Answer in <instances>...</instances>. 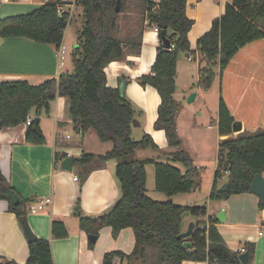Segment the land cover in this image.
<instances>
[{
  "label": "trees",
  "instance_id": "1",
  "mask_svg": "<svg viewBox=\"0 0 264 264\" xmlns=\"http://www.w3.org/2000/svg\"><path fill=\"white\" fill-rule=\"evenodd\" d=\"M55 2H46L34 10L0 18V37H23L41 43H62L63 32L69 24L68 12L57 13ZM75 0L81 7L79 28L76 31V46L70 53V68L62 71L57 78H47L33 84L26 79L0 80V130L4 127L24 123L27 115L34 110L39 116L47 113L56 97L69 101V116L75 122V129L84 133L92 128L100 141H111L112 149L104 154L82 152L74 159L77 166H85L96 159H116L115 176L121 196L105 212L97 216H82L79 201L75 202L73 215L79 217L78 226L87 235L99 234L103 227H110L113 237L120 230L131 228L135 244L129 254L109 251L103 256V264H112L120 256L129 264H152V254H157L161 264H182L183 261H206L211 264H241L238 254L230 250L214 226L213 218L195 222L188 240L190 248H183L184 239L177 238L182 231V214L192 217L206 215L205 206L179 205L171 200L176 194L189 193L197 186L198 172L192 165L188 153L181 148L176 130L177 102L173 99L176 90V67L180 53L193 55L188 32L193 20L186 14L187 0H141L144 26L157 27L159 43L149 72L136 81L142 86L154 88L160 97L157 107L155 129L163 130L167 144L175 147L174 152H164L171 160L180 162L185 170L155 158L136 159V149L151 147L157 149L152 138L143 133L140 138L132 137V124L140 111L119 88L106 83L105 66L124 57V42L116 37L117 18L124 10L120 0ZM141 35V32H140ZM135 45L139 51L141 40ZM168 39L169 46L163 42ZM264 37V0H232L224 11L215 17L210 28L198 38L197 53L199 79L196 86L208 91L216 75L223 71L231 57L246 44ZM174 44L172 48L170 45ZM122 81L126 79L120 78ZM235 122L222 99L219 100L218 130L221 135L231 133ZM26 142H45L38 121L34 119L26 129ZM218 167L209 198L222 199L233 194L249 192V186L256 173L264 170V131L240 132L234 138H226L218 144ZM153 168L154 187L167 196L159 201L146 193V166ZM228 169L225 180L228 187L219 190L218 181L222 170ZM89 170L84 172V178ZM0 199L8 202L23 227L22 221L29 211L27 199L6 183L0 171ZM259 206L264 209L259 199ZM209 222L205 229L204 223ZM52 238H64L68 230L62 220H52ZM94 242H89L92 247ZM250 264L254 256V245L246 246ZM0 264H18L0 256ZM24 264H54L48 239L35 237L28 241V257Z\"/></svg>",
  "mask_w": 264,
  "mask_h": 264
},
{
  "label": "crops",
  "instance_id": "2",
  "mask_svg": "<svg viewBox=\"0 0 264 264\" xmlns=\"http://www.w3.org/2000/svg\"><path fill=\"white\" fill-rule=\"evenodd\" d=\"M55 1L57 0L48 2ZM46 2L47 0H0V18L28 13ZM231 2L232 0H187L186 14L193 20L188 39L191 50L195 53L187 56L180 53L177 59L176 90L173 94V99L178 104L176 129L178 133L179 127L185 124L190 130L199 128L210 131L212 125L202 127L200 123L201 125L197 126L198 122H201L200 118L209 116L216 121V130L214 133L198 134L195 141L198 145L196 152L179 139L181 148L187 151L192 165L197 169V186L189 193L173 195L171 200L179 205L201 206V197H206V215L192 217L188 214L183 217L182 230L186 229L190 221L196 222L211 217L230 250L253 244L254 256L250 264H264V209L259 206V197L245 192L212 200L209 193L215 170L207 176L204 170L210 160H214L215 154L217 158L221 140L234 138L240 132L264 131V37L239 48L221 73L216 68L215 78L208 91H203L195 85L199 79L197 40L210 28L212 20L223 13L225 5ZM139 11L142 13V6ZM130 14L137 15V11L128 9L120 15L127 17ZM71 19L73 18H70L69 24ZM68 25L63 32L62 44ZM77 26L75 34L79 28V25ZM140 40L139 51H130L124 47L123 59L111 61L105 66L106 83L109 87L122 90L140 111L135 119L138 126H132V134L137 132L140 138L146 133L157 145V149H136L133 157L167 161L183 172L184 166L164 153L174 152L176 148L167 144L163 130L154 128L160 103L159 94L154 88L142 87L136 81L138 77L149 72L159 43L158 32L143 24ZM69 68L70 64L66 61L64 66L59 65L53 44L23 37H0V80L26 79L37 84L47 78H57L62 71ZM120 78L127 81L124 82ZM191 92H195L196 96L188 103L186 98ZM220 98L235 122L241 123L242 128L238 133L232 130L225 135L219 133L217 122ZM68 110V99L56 97L50 102L47 113L41 111L37 116L34 110L30 112L33 119L38 118L45 139L43 144L26 142L25 123L2 128L0 171L6 183L22 198L29 200L28 207L41 199H49V202L35 213L28 211L26 219L36 237L50 241L54 264H103L106 252L116 250L129 254L133 250L134 232L128 227L120 230L116 237H112L111 228L103 227L100 243L94 249L88 246V235L79 228V217L73 215L75 202L79 201L82 216L93 217L107 211L120 198L121 191L115 176L116 159L101 162L94 159L85 166L74 164V159L80 158L82 152L104 154L112 149L113 143L100 141L92 128L80 133L75 129V122L70 118ZM65 134H69L70 138L56 143L55 136ZM67 156L73 159L71 171L61 167L62 160ZM200 168H203L202 172ZM86 170H89V173L84 178L82 173ZM146 173L147 186V181L153 175L151 165L146 166ZM74 175L78 176L77 181L72 179ZM262 176L264 179V170ZM224 182L225 177L218 181L219 187ZM146 191L148 192L147 187ZM220 210L225 212L224 221L215 219ZM55 219L65 223L68 230L66 237L52 238L50 225ZM259 231L262 234H259ZM101 233L99 231L96 240L100 239ZM0 256L18 264H24L28 257V241L24 229L15 214L9 211L5 199H0ZM182 264L208 263L187 260Z\"/></svg>",
  "mask_w": 264,
  "mask_h": 264
},
{
  "label": "rangeland",
  "instance_id": "3",
  "mask_svg": "<svg viewBox=\"0 0 264 264\" xmlns=\"http://www.w3.org/2000/svg\"><path fill=\"white\" fill-rule=\"evenodd\" d=\"M52 1V0H47ZM138 1V2H136ZM140 1V2H139ZM14 3V2H11ZM76 6V4H75ZM142 6L141 0H124V10L123 11H128V9H135L137 11V15L135 14H130L127 17L119 15L117 18V29H116V37L120 38L124 42L125 48H129L130 51H135V45L139 40V35L141 30L143 29V24H144V16L142 15L141 11H139L140 7ZM81 7L77 6L76 9L75 7L71 9V16L73 20L71 19L70 24L67 27V30L65 32V39H64V45L66 46V63L70 64V53L72 49L76 46V34H75V29L78 27L80 23V17L82 11ZM120 21V22H119ZM198 118V117H197ZM201 122H198L199 124L197 126H200L202 124V127H205L207 124L212 125V129L209 131L207 129H200L199 128H193V130L187 129L188 127L185 126V124L181 125L179 127V132L177 133L179 135V139L182 140L187 146L189 145V149L192 150L193 152H196V148H198L196 141V138L198 137V134H206V133H214L216 130V121L212 120L209 116L205 117L203 116L200 118ZM201 123V124H200ZM177 130V129H176ZM132 137L135 139H138L137 132L132 134ZM191 145V146H190ZM185 150V149H184ZM186 151V150H185ZM187 152V151H186ZM189 155V154H188ZM190 157V156H189ZM191 159V158H190ZM192 162V161H191ZM180 163V162H179ZM215 163H216V154L214 160L211 159L208 166H205L204 170H206V176L207 174H210L215 170ZM182 165V164H181ZM208 167V168H207ZM203 168H200V172H202ZM84 176V173H82V177ZM84 180V178H82ZM147 195L150 196L152 199L159 200V201H164L167 198L166 195L159 191H153L155 190L154 187V177L152 175V178L147 181ZM203 190V188H202ZM156 192V193H153ZM199 192V191H198ZM181 198V197H180ZM207 198L201 197L200 202L202 203L201 206H204ZM103 229L100 230V233L102 232ZM112 235V231H111ZM102 233L100 236V239L94 242L92 247L88 246L91 249H94V247L100 243L101 238H102ZM113 237V235H112ZM152 264H161L159 261L158 255L152 254Z\"/></svg>",
  "mask_w": 264,
  "mask_h": 264
},
{
  "label": "water",
  "instance_id": "4",
  "mask_svg": "<svg viewBox=\"0 0 264 264\" xmlns=\"http://www.w3.org/2000/svg\"><path fill=\"white\" fill-rule=\"evenodd\" d=\"M119 3H120V0H117L116 1V6H115V10L118 11L119 10ZM163 42L164 44L168 47L169 46V41L168 39L164 38L163 37ZM185 55L187 56L188 53H185ZM196 96V93L195 92H191L187 98H186V102H191L194 100ZM35 121H38V118H35L34 119ZM133 126H138V122L136 120L133 121ZM241 123L240 122H234L232 124V132H235V133H238L239 131H241ZM72 165H73V159L70 157V156H67L66 158H64L61 162V167L65 170H68V171H71L72 169ZM228 181L224 182L220 187H219V190L220 191H225L228 187ZM249 192L257 195L259 197V199L263 202L264 204V179H263V176H262V173H256L251 181V184L249 186ZM189 213L188 212H185L182 214V218L187 216ZM215 219L218 220V221H224L225 220V212L223 210H220L219 212H217V214L215 215ZM22 224H23V229H24V232H25V235L27 237V241H31L33 240L36 236L35 234L32 232L29 224H28V221L26 218L23 219L22 221ZM194 226H195V222L193 221H190L188 222L187 226H186V229L185 230H182L178 235H177V238L179 239H184V242L182 244L183 248H190L192 246V242H190L188 240V237L190 236V234L192 233L193 229H194ZM88 241L90 242H95L96 240V236L95 235H88ZM238 259L239 261L241 262V264H246L247 263V260H248V251L246 252H243V253H240L238 255Z\"/></svg>",
  "mask_w": 264,
  "mask_h": 264
},
{
  "label": "built area",
  "instance_id": "5",
  "mask_svg": "<svg viewBox=\"0 0 264 264\" xmlns=\"http://www.w3.org/2000/svg\"><path fill=\"white\" fill-rule=\"evenodd\" d=\"M3 2H9L12 0H1ZM66 7V8H65ZM75 7V0H59L56 4V11L57 13H62V12H68L69 15H71V9ZM155 31H157V27H152ZM172 48L174 47V44L170 45ZM56 56L59 62V65L62 67L65 64V60H66V46L64 44H60L57 48H56ZM33 120V118L30 115H27L24 123L26 125H29L31 123V121ZM70 135L69 134H65V135H61V136H55V141L56 143H62L64 140L69 139ZM218 162H219V157H218V153H217V158H216V167L215 169L218 167ZM228 169H224L222 170L223 176L226 177L228 174ZM223 177V178H224ZM74 181H77L79 178L77 175H74L72 178ZM47 202H49V199H41L39 200L35 205H31L29 207V212L31 213H35L37 210L41 209ZM264 224V223H263ZM205 229L208 228L209 226V222H205L204 223ZM259 234H262L261 231H259ZM233 252L237 253L238 255L240 253L246 252V247H237L234 248L232 250ZM112 264H129L128 262H126V260L120 256H116L113 258L112 260ZM211 264H216L215 261H213Z\"/></svg>",
  "mask_w": 264,
  "mask_h": 264
},
{
  "label": "bare ground",
  "instance_id": "6",
  "mask_svg": "<svg viewBox=\"0 0 264 264\" xmlns=\"http://www.w3.org/2000/svg\"><path fill=\"white\" fill-rule=\"evenodd\" d=\"M147 41H150V40H147Z\"/></svg>",
  "mask_w": 264,
  "mask_h": 264
}]
</instances>
